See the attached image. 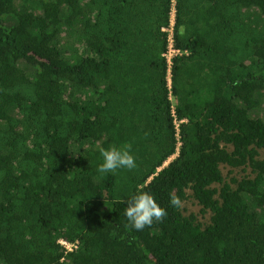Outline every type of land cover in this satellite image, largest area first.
I'll return each mask as SVG.
<instances>
[{
    "label": "trees",
    "instance_id": "trees-1",
    "mask_svg": "<svg viewBox=\"0 0 264 264\" xmlns=\"http://www.w3.org/2000/svg\"><path fill=\"white\" fill-rule=\"evenodd\" d=\"M57 2L0 0V264H264V0ZM125 142L137 166L98 172ZM58 173L86 186L60 196L81 222L56 220ZM139 189L167 214L137 231Z\"/></svg>",
    "mask_w": 264,
    "mask_h": 264
},
{
    "label": "clouds",
    "instance_id": "clouds-1",
    "mask_svg": "<svg viewBox=\"0 0 264 264\" xmlns=\"http://www.w3.org/2000/svg\"><path fill=\"white\" fill-rule=\"evenodd\" d=\"M102 162L99 164L97 171L100 173H115L117 169L125 168L134 169L136 159L132 154L131 143L125 142L120 146L115 144L108 148L99 149ZM169 203L171 206L179 208L182 201L174 192L170 193ZM125 216L129 221L126 225L137 231L143 230L146 226H151L153 222H162L166 216L165 208L161 207L154 197L148 191L139 189L135 195L126 201Z\"/></svg>",
    "mask_w": 264,
    "mask_h": 264
},
{
    "label": "rangeland",
    "instance_id": "rangeland-1",
    "mask_svg": "<svg viewBox=\"0 0 264 264\" xmlns=\"http://www.w3.org/2000/svg\"><path fill=\"white\" fill-rule=\"evenodd\" d=\"M69 1L72 0H58L57 3H68ZM57 3H52L48 5V11L52 13L53 8L57 5ZM20 71L16 69H9L8 74L6 77H4V85H10L13 83V81L19 79L20 77ZM43 92V91H42ZM41 92V95H42ZM43 97V96H42ZM45 98V97H43ZM118 130L114 129L112 138L117 136ZM174 156H171L165 164H167L171 159H173ZM222 172L224 176L228 179L232 176H235L237 178H241L242 176L246 175L249 173V169L246 171H243L241 168H231L228 166H222ZM53 191H54V205L56 208V220L60 221H68L70 223H75V222H81L82 217L81 214L79 213L78 210L74 208H65L63 206L62 201L60 200V196L65 195L67 193H72L75 191L82 192L84 194L87 193L86 186L83 181L79 178H74L73 180L69 178H65V176L61 173L56 174V176L53 178V180L50 182ZM182 207H183V212L184 214H188L191 212H194L197 214L198 218L201 219L202 221H207L208 219V214H205V216H202L200 213V205L191 197L188 199L184 200L182 202ZM16 246L17 243L13 242H7L5 246V252L9 256L10 254H16L19 255V253H16Z\"/></svg>",
    "mask_w": 264,
    "mask_h": 264
},
{
    "label": "built area",
    "instance_id": "built-area-1",
    "mask_svg": "<svg viewBox=\"0 0 264 264\" xmlns=\"http://www.w3.org/2000/svg\"><path fill=\"white\" fill-rule=\"evenodd\" d=\"M172 21H171V27H168V28H166L165 30L168 32V42H169V44H168V50H167V52H165L164 54H163V56L166 58V60H167V63H168V75H167V79H168V85L170 86V76H171V65H172V58L175 56V55H177L178 53H180V51L178 50V49H176L175 47H174V45H173V33H172V27H173V19H174V9L172 10ZM171 98V97H170ZM172 115H173V122H174V124H175V128H176V130H177V138H178V142H177V148H176V152L173 154V155H171V156H176L177 155V153H178V150H179V147H180V145H181V141L179 140V135H178V127H179V123L182 121H179L178 119H177V117H176V115H175V112H174V106H172ZM170 156V157H171ZM169 157V158H170ZM173 157V158H174ZM168 158V159H169ZM167 159V160H168ZM166 160V161H167ZM166 161H164V163H163V165L162 166H165V165H167V164H165V162ZM171 161V160H170ZM169 161V162H170ZM161 169V168H160ZM60 243L61 244H63L64 245V247L66 248V250H72L73 249V247H75L76 245L74 244V243H70V242H67V241H65V240H60Z\"/></svg>",
    "mask_w": 264,
    "mask_h": 264
}]
</instances>
